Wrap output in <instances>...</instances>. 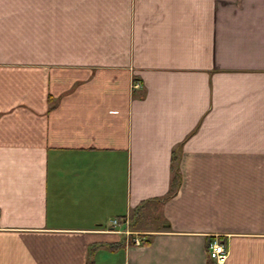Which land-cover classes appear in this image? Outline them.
<instances>
[{
    "label": "crops",
    "instance_id": "obj_1",
    "mask_svg": "<svg viewBox=\"0 0 264 264\" xmlns=\"http://www.w3.org/2000/svg\"><path fill=\"white\" fill-rule=\"evenodd\" d=\"M214 236L264 264V0H0V264H213Z\"/></svg>",
    "mask_w": 264,
    "mask_h": 264
},
{
    "label": "built area",
    "instance_id": "obj_2",
    "mask_svg": "<svg viewBox=\"0 0 264 264\" xmlns=\"http://www.w3.org/2000/svg\"><path fill=\"white\" fill-rule=\"evenodd\" d=\"M113 224L118 225V220L115 219ZM139 243V240H137ZM229 246L224 242L220 236H214L208 244V256L214 264H226L229 256Z\"/></svg>",
    "mask_w": 264,
    "mask_h": 264
},
{
    "label": "rangeland",
    "instance_id": "obj_3",
    "mask_svg": "<svg viewBox=\"0 0 264 264\" xmlns=\"http://www.w3.org/2000/svg\"><path fill=\"white\" fill-rule=\"evenodd\" d=\"M150 212L151 213L150 214L148 213V215H146V218H144L142 222L143 227L146 225L154 226L156 222L158 221V219H160L162 216V208L160 205L158 206V205L153 204V210ZM121 259L122 257L120 256V254H118L117 257L115 258L116 264H120Z\"/></svg>",
    "mask_w": 264,
    "mask_h": 264
},
{
    "label": "trees",
    "instance_id": "obj_4",
    "mask_svg": "<svg viewBox=\"0 0 264 264\" xmlns=\"http://www.w3.org/2000/svg\"><path fill=\"white\" fill-rule=\"evenodd\" d=\"M88 264H93V263H92V260H90V262H89Z\"/></svg>",
    "mask_w": 264,
    "mask_h": 264
}]
</instances>
